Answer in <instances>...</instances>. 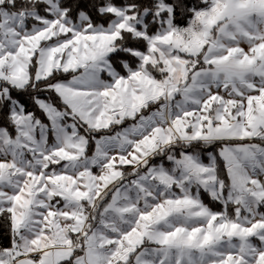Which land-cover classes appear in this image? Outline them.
<instances>
[{
  "label": "snow or ice",
  "instance_id": "snow-or-ice-1",
  "mask_svg": "<svg viewBox=\"0 0 264 264\" xmlns=\"http://www.w3.org/2000/svg\"><path fill=\"white\" fill-rule=\"evenodd\" d=\"M0 264H264V0H0Z\"/></svg>",
  "mask_w": 264,
  "mask_h": 264
}]
</instances>
